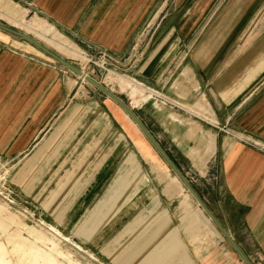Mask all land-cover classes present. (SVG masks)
I'll use <instances>...</instances> for the list:
<instances>
[{
  "label": "crops",
  "instance_id": "crops-1",
  "mask_svg": "<svg viewBox=\"0 0 264 264\" xmlns=\"http://www.w3.org/2000/svg\"><path fill=\"white\" fill-rule=\"evenodd\" d=\"M1 1L9 26L37 40L14 24L91 59L132 48L134 79L154 93H128L126 103L186 177L174 156L195 167L199 196L249 260L264 264V0H192L210 7L192 41L194 17L145 16L168 0ZM149 18L158 25L143 42ZM13 36L0 29V151L19 154L25 195L37 194L69 232L96 236L109 264H244L176 175L154 170L153 148L136 147L147 139L115 102L78 100L75 74Z\"/></svg>",
  "mask_w": 264,
  "mask_h": 264
},
{
  "label": "rangeland",
  "instance_id": "rangeland-1",
  "mask_svg": "<svg viewBox=\"0 0 264 264\" xmlns=\"http://www.w3.org/2000/svg\"><path fill=\"white\" fill-rule=\"evenodd\" d=\"M160 1L163 0H159L156 3L159 6L161 4ZM191 1L192 0H188L185 2L184 0L179 4L176 0H168V6H163L161 8L154 7V9L147 12V15L145 16L152 17L154 14L164 15L167 13V15L173 14L175 18L182 15L194 17L192 23H195L193 30L195 38L190 40L192 41L193 39H197L198 35L205 30L207 24L204 22L199 24L198 22L207 19L210 7L201 6L199 8L195 6V2ZM2 4L3 3L0 0V11L4 12L1 6L3 8L6 6ZM157 8L158 11L155 12V9ZM263 10H260L259 16L263 13ZM149 19L141 30V34L143 38H145H141L143 42L150 39L157 29L158 24L156 20ZM175 20L176 19H174V21ZM0 21L6 22L8 25L12 24L2 15H0ZM14 25L22 27L26 31L32 33L39 39V41L43 42L55 52L59 53L58 51H60L64 53V55L61 53L59 54L67 58L73 64L79 66L85 73L91 76L98 75L100 79L109 83V86L115 88L117 91L121 90L120 94L117 93V95L125 102H127L126 98L132 97L134 99H146L154 93V91H151L146 87L142 90V86L134 79V66L132 65L133 55L131 54L132 48L130 49L129 54L124 56L105 57V59L99 56V58L91 59V56L84 54L82 51L63 46L50 38L40 36L35 29L27 24ZM13 38L18 40V42H21L18 46H28L23 45L26 44L22 41L23 39L16 36H13ZM50 42H52V44ZM131 47H133V43ZM55 49H58V51ZM41 56H44L47 62L59 64L50 56H47V54ZM64 68L67 72H70V74H74L66 67ZM72 78L76 79L72 93H75V95L79 97L77 98L78 100H83L85 98L82 97L92 94H103L94 89V87L82 77L75 74L72 75ZM126 85L128 87H126ZM101 99L103 101L107 100L109 104L111 103L108 98ZM134 142L136 147L137 143L150 146V144L142 138H135ZM162 143L166 147V142ZM150 148L152 147L150 146ZM150 154L155 156V159H152L154 170L155 168H161L163 166L162 168L170 174L168 175V178H171L174 173L171 172L157 152L150 149ZM18 156L19 154L13 155L6 151H0L1 261H3L4 264H109L106 257L102 254L101 245H96V236H90L89 238V236H80L78 235L79 233L77 234L75 231L69 232L67 228L63 227V223L58 224L56 221L58 222L59 220H53L54 216H50L47 211L48 209L43 206L40 199L37 197V194L31 196L30 193H27L29 195H25V193H23L24 191L22 192L21 186L15 181V176L20 165V163H18ZM174 157L176 163H179V165L182 166L183 171L188 173L187 178L192 183L197 184L198 175L195 167H190V163L184 157H180L179 155ZM149 165L153 167L150 163ZM169 186L170 188L172 187V185ZM196 186H198V184ZM173 188L178 190L181 186H179L177 182H174ZM178 193L182 192L179 191ZM185 199L190 204L192 203V198L188 197L186 194ZM101 233L102 231H99L96 235L99 236ZM83 238H87V241Z\"/></svg>",
  "mask_w": 264,
  "mask_h": 264
},
{
  "label": "water",
  "instance_id": "water-1",
  "mask_svg": "<svg viewBox=\"0 0 264 264\" xmlns=\"http://www.w3.org/2000/svg\"><path fill=\"white\" fill-rule=\"evenodd\" d=\"M0 29L6 32H9L17 37L22 38L23 40L27 41L28 43L32 44L34 47L41 50L43 53L50 56L56 62L61 64L62 66L66 67L68 70L72 71L79 77H82L86 82L91 84L93 87L98 89L102 92L106 97L110 98L113 102H115L127 115L128 117L136 124L138 129L142 132L145 136L147 141L153 146L156 150L158 155L161 159L165 162V164L169 167L171 172H173L182 185L185 187L187 192L191 195L192 199L196 202L197 206L204 212L210 222L214 224V226L219 230V232L224 236L227 242L231 245L234 251L238 254L240 259L244 262V264H253L249 258L244 254L241 248L237 245V243L233 240L231 235L228 231L224 228V226L219 222V220L215 217L211 209L205 203V201L199 196L189 179L181 172V170L177 167V165L173 162V160L168 156L166 151L161 147L159 142L155 139V137L150 133L141 119L135 114L133 109L124 101L122 100L117 94L111 91L106 85L92 77L91 75L85 73L83 69L79 66L73 64L67 58L61 56L43 42L37 40L30 34L26 33L25 31L19 30L15 27L9 26L3 22H0Z\"/></svg>",
  "mask_w": 264,
  "mask_h": 264
},
{
  "label": "bare ground",
  "instance_id": "bare-ground-1",
  "mask_svg": "<svg viewBox=\"0 0 264 264\" xmlns=\"http://www.w3.org/2000/svg\"><path fill=\"white\" fill-rule=\"evenodd\" d=\"M110 99V98H109ZM136 125V124H135ZM151 145V144H150ZM152 146V145H151ZM152 148H153V146H152ZM154 149V148H153ZM155 150V149H154ZM156 151V150H155ZM158 154V153H157ZM175 175V174H174ZM177 177V176H176ZM178 178V177H177ZM180 181V180H179ZM185 188V187H184ZM54 230V229H53ZM58 232V231H57ZM60 233V232H59ZM0 264H4V262L3 261H1V259H0Z\"/></svg>",
  "mask_w": 264,
  "mask_h": 264
}]
</instances>
